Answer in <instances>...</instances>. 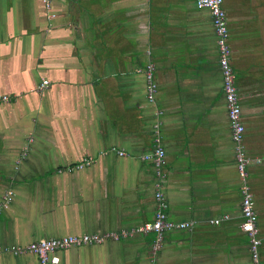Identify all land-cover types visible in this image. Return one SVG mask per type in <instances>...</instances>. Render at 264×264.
<instances>
[{
    "label": "crops",
    "instance_id": "crops-1",
    "mask_svg": "<svg viewBox=\"0 0 264 264\" xmlns=\"http://www.w3.org/2000/svg\"><path fill=\"white\" fill-rule=\"evenodd\" d=\"M223 1L264 264V0ZM1 96L0 264H38L1 252L13 245L151 222L156 177L141 157L157 135L168 218L193 226L155 254L154 235L135 233L61 263L251 264L217 37L195 0H0Z\"/></svg>",
    "mask_w": 264,
    "mask_h": 264
},
{
    "label": "built area",
    "instance_id": "built-area-1",
    "mask_svg": "<svg viewBox=\"0 0 264 264\" xmlns=\"http://www.w3.org/2000/svg\"><path fill=\"white\" fill-rule=\"evenodd\" d=\"M45 7H47L51 0H42ZM223 0H195V6L200 10H207L212 19L215 34L217 37L218 49V64L222 74V89L226 101L227 114L231 125V138L235 149V160L237 170L241 180V217L240 230L246 235L248 239L249 255L251 264H263L260 255V248L262 239L260 237L259 229L257 227V215L254 208L253 194L248 185L247 165L248 159L246 157L245 148L243 145L244 127L241 122V108L239 102V95L235 86V76L233 68L230 63L231 47L228 43L229 30L226 12L223 8ZM153 65H148L145 69L146 79V97L149 103H154L157 86L153 80ZM48 84L43 81L40 88ZM7 96H1L0 102H7ZM157 134V131H155ZM153 150L141 157L143 162H148L152 165L156 177L154 183V201L155 213L151 222L144 224L138 229L130 231L119 232H105L101 234H84V235H70L59 238L41 239L30 242L26 245H13L4 248L1 252L10 253L14 256H22L26 254L34 255L37 258L38 264H62L59 254L71 248H80L87 246L102 245L107 242H118L123 239L133 237L135 233L141 235H154L152 245L153 253L160 251L165 233L178 229H190L193 223H175L172 222L167 215L168 204L162 193L163 181L165 178L164 167L166 165L165 151L161 146L160 139L155 136ZM119 155H124L119 152ZM94 159L86 157L78 165L77 168L90 166ZM13 197V193L8 191L4 196L2 208L9 205ZM228 219L223 217L221 219L211 220L210 224L218 225L221 221Z\"/></svg>",
    "mask_w": 264,
    "mask_h": 264
}]
</instances>
